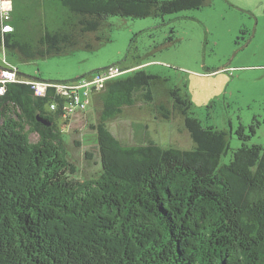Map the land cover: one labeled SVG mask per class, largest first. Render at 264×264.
Returning a JSON list of instances; mask_svg holds the SVG:
<instances>
[{
	"label": "trees",
	"instance_id": "1",
	"mask_svg": "<svg viewBox=\"0 0 264 264\" xmlns=\"http://www.w3.org/2000/svg\"><path fill=\"white\" fill-rule=\"evenodd\" d=\"M13 2V29L2 32L0 20V51L30 61L90 47L109 16L162 17L206 0ZM141 65L122 68L129 71L97 94L102 109L91 126L101 170L83 180L74 177L57 124L64 100L53 88L39 97L29 85L7 84L0 94V264H264V145L247 144L251 135L240 123L242 146L221 165L226 131L204 126L179 86L169 89L172 108L162 105L160 114L170 120L178 111L195 146L124 144L108 121L139 93L151 101L166 81ZM250 130L256 133L254 124Z\"/></svg>",
	"mask_w": 264,
	"mask_h": 264
},
{
	"label": "rangeland",
	"instance_id": "2",
	"mask_svg": "<svg viewBox=\"0 0 264 264\" xmlns=\"http://www.w3.org/2000/svg\"><path fill=\"white\" fill-rule=\"evenodd\" d=\"M90 39V47L79 44L65 54L30 61L8 52L6 62L41 82L90 78L112 65L132 70L142 64L147 71L165 77L164 85L152 92L151 101L139 93L133 106L123 107L117 118L108 121L124 144L154 140L182 149L195 146L178 111L170 120L160 114L162 105L172 108L169 89L179 86L188 93L192 114L204 126L226 131L229 149L221 165L229 163L242 146L236 134L240 123L251 135L247 144L264 145V0H206L198 9L162 17L109 16ZM96 96L88 111L77 112L65 125L68 158L79 180L97 176L101 170L97 132L91 126L98 122L102 109L100 96ZM57 124L63 125L61 119ZM252 124L255 134L250 130ZM38 139L37 133L30 135L32 142Z\"/></svg>",
	"mask_w": 264,
	"mask_h": 264
},
{
	"label": "built area",
	"instance_id": "3",
	"mask_svg": "<svg viewBox=\"0 0 264 264\" xmlns=\"http://www.w3.org/2000/svg\"><path fill=\"white\" fill-rule=\"evenodd\" d=\"M13 10V0H0V20L2 32H9L13 29L10 24L11 12ZM0 57V91L5 93L8 83H21L31 87L36 96L43 97L50 88L64 100V114L61 118L62 131L64 132L66 123L77 112H86L93 104L94 97L101 93L113 78L128 72L122 70L119 66H109L91 75L90 78H79L73 82L51 83L34 81L32 79L22 78L19 76V70L13 68L6 62V54ZM4 66V67H2ZM37 80V79H36ZM57 103L53 102L50 107L52 110L57 109Z\"/></svg>",
	"mask_w": 264,
	"mask_h": 264
},
{
	"label": "water",
	"instance_id": "4",
	"mask_svg": "<svg viewBox=\"0 0 264 264\" xmlns=\"http://www.w3.org/2000/svg\"><path fill=\"white\" fill-rule=\"evenodd\" d=\"M37 120L45 125H50L49 122H47V120H45L44 118L40 117V115H38L37 117Z\"/></svg>",
	"mask_w": 264,
	"mask_h": 264
},
{
	"label": "bare ground",
	"instance_id": "5",
	"mask_svg": "<svg viewBox=\"0 0 264 264\" xmlns=\"http://www.w3.org/2000/svg\"><path fill=\"white\" fill-rule=\"evenodd\" d=\"M32 80H34V81H38V80H36V79H34V78H33Z\"/></svg>",
	"mask_w": 264,
	"mask_h": 264
}]
</instances>
